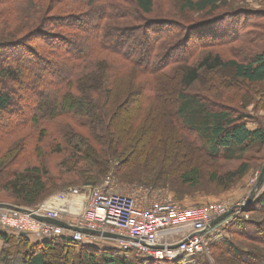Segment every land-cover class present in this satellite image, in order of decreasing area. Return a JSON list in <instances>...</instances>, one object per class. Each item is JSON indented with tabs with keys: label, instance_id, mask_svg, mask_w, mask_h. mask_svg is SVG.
Here are the masks:
<instances>
[{
	"label": "trees",
	"instance_id": "trees-1",
	"mask_svg": "<svg viewBox=\"0 0 264 264\" xmlns=\"http://www.w3.org/2000/svg\"><path fill=\"white\" fill-rule=\"evenodd\" d=\"M170 1L174 19L208 15L191 26L225 21L233 30L179 55L186 31L169 18L150 20L155 0H0V50L16 54L0 66V193L14 206L34 209L77 182L98 187L113 169L124 181L137 169L156 170L146 186L176 194L201 185L221 194L262 170L264 128L252 114L264 113V10ZM157 22L176 28L153 29ZM226 31L232 36L224 39ZM164 79L175 80L170 102ZM32 84H42V96ZM137 91L141 105L130 112ZM124 113L129 120L119 118ZM52 156L62 159L51 164ZM225 163L235 165L222 169ZM244 212L248 219L233 220L211 243L214 264H264V183ZM0 241V264H48L54 254L59 264H182L137 259L113 239L0 231ZM204 257L197 264H207Z\"/></svg>",
	"mask_w": 264,
	"mask_h": 264
},
{
	"label": "built area",
	"instance_id": "built-area-1",
	"mask_svg": "<svg viewBox=\"0 0 264 264\" xmlns=\"http://www.w3.org/2000/svg\"><path fill=\"white\" fill-rule=\"evenodd\" d=\"M107 185L105 181L101 187H90L87 202L72 226L118 235L120 238L113 240L121 249L145 261L181 260L182 264H197L198 258L208 254L211 243L229 223L241 217L248 219L244 211L249 199L237 204L220 201L183 207L170 201L146 202L131 195L112 193ZM231 209L228 217L211 226ZM30 211L55 220L59 216L57 211L43 207ZM32 214L0 208V231L29 234L39 239L70 234L76 242L109 239L41 222Z\"/></svg>",
	"mask_w": 264,
	"mask_h": 264
},
{
	"label": "rangeland",
	"instance_id": "rangeland-1",
	"mask_svg": "<svg viewBox=\"0 0 264 264\" xmlns=\"http://www.w3.org/2000/svg\"><path fill=\"white\" fill-rule=\"evenodd\" d=\"M225 1H227V2H233L234 1L233 3H235L237 6H244V7L250 8L252 10H261V11L264 10V0H243V1L242 0H225ZM59 2H61V1H58L57 3H59ZM27 3H28V1H27ZM29 4H26L25 2H23L20 5H21V7L25 8L26 5H29ZM172 4H175V2H171L170 0H155L153 12L150 15H148L147 17H149V19L152 21H162L164 19L169 18L171 20L170 22H172L176 25H180L182 27V35L183 36H185V31H186L187 41H186V43H184L185 45L183 44V46H180V48H178V54L179 55H180V53H182L184 47H186V50H190V49H192L193 46L199 47V45L211 42L214 39L216 40L217 38H213V40H211L210 38L208 39V37L209 36L211 37V35H213V37H216V35H214L215 33L217 34V37H219L220 35L218 32H220L221 29H222V31H224V28H228V27H226V26H228V24L225 21L224 22H218V21L211 22L209 25L207 23L201 24V25L199 24L197 26L192 27L191 25H195L199 22L207 20L208 15H202V17H201V16H198L197 14H194V15L188 14L189 16L191 15L190 18H194V21L182 22L178 19H174L173 17H171L172 16V8H173ZM2 9L5 10L6 6L5 7L0 6V11H2ZM53 15H58V12L56 11V12H52V13L48 14V16H53ZM173 15H176V9H174ZM185 16H186V18L189 17L187 15H185ZM169 24H171V23H169ZM169 24L166 25V24H163V22L162 23L157 22L156 24L151 25V26L153 27V29H157V30L158 29L166 30L169 28V29L174 31V28H176V27H174L173 25L170 26ZM237 24L240 25V22H238ZM5 27L6 26L1 27L0 31H5V29H6ZM196 27H199V28L197 30H195L194 28H196ZM183 28L185 30H183ZM228 29L233 30V28H231V27ZM202 30H204V32H202ZM45 32H48V33L54 32L55 33V32H57V30H55L51 26H47L45 29ZM226 32L228 33V35H226L224 37V39L232 36V34H229V32H231V31H226ZM148 35L151 36L150 32H148ZM137 36H139L138 33H137ZM124 37H125V39H127L126 36H124ZM179 38L181 39L180 35H179ZM205 48L207 49V47H205ZM186 50L183 51V53H185ZM15 55L16 54H14L13 49L8 50V48H5V50H3V51L0 50V66L1 65L7 66L8 65V57L7 56H9V57L13 56L14 57ZM170 68L172 69L173 67H170ZM167 73H169L171 75L169 70ZM220 74L227 80L230 79L232 76V72H230V71H224V72H221ZM176 80H177V78H176ZM167 81H170V80L164 79V82H167ZM202 83L205 84L204 81ZM41 86H42V84H40L39 86L37 84H32L30 87V90H33L34 91L33 94H36V96H38V97L42 96V93L37 92V90L39 88H41ZM167 89H168V91L166 94H164L163 98L165 101L170 102L172 100V97L169 95V92H170V90L175 89V80L170 81L169 86H167ZM195 89L200 90V91L202 90L198 85L195 87ZM33 91H30V93ZM140 94L141 93L137 91L136 95H134V97L132 98V105H130V109L128 111L132 112L134 109H136L137 107H139L141 105L142 99L140 98ZM252 115L255 116V118H258L260 125H262L264 128V113L253 112ZM119 118H123L125 121L129 120L128 113H124V114L120 115ZM155 125L158 126L157 124H155ZM249 127L255 128L256 124L251 123L249 125ZM61 159H62L61 157L52 156L51 158H48V161H50L51 164H53L55 162L56 163L59 162ZM234 165L235 164L225 163V164H222L220 167H222V169H226V168L228 169V168L234 167ZM113 170L114 171L111 174H109L98 187H101L102 185L105 184V181H107L108 182L107 187L109 188V190H111L112 193L131 195L138 200H144L146 202L170 201V202H173V203H175L179 206H183V207H191L193 205L205 204L208 202L217 203L220 201H228L231 204H237V203H241L245 200H248L249 196L251 195V193L253 192V190L255 188V185L257 184L258 177H259L260 172H261V170L251 172L244 179H242L235 186H233L230 190H228L224 193H221V194L214 193L212 190H210L211 188L208 185H201V187H199L198 189H193V190H189L188 192L185 191L184 193L176 194L175 192H172V191L168 190L167 188L150 189L146 186L148 179L153 178L155 176L156 172L158 173V171H156V170H153V172L148 173L143 169H137L135 171L136 175H133V177H130V179H127L126 181L121 180V178L118 177L119 175H115V169H113ZM154 171H156V172H154ZM74 183H76V182H74ZM263 183H264V181H263ZM88 187H90V186L82 185L79 182H77L75 185H71L62 191H58V192L48 196L45 200H43V202L38 207H36L34 209H38V208H42V207L44 209H47L48 205L50 206L51 204H53V205L57 204L65 211H68V212L74 211V210H76V208L78 209V204H77V207H75V205L72 203L73 200L75 203V200L81 196V194H82L81 192ZM257 190H255L253 192V194ZM178 196H183V197L178 198ZM0 204H7V205L14 206L15 201L13 199H11V196L9 194L0 193ZM26 209H29V208H26ZM60 214L61 213L58 212V215H60ZM58 219H60L59 216H58ZM4 249H5V244L2 241H0V253ZM57 258L58 257L55 254L53 256L45 257L48 264H57L58 263ZM203 261H206L207 264H214L211 256L209 255V252H208V254L205 255Z\"/></svg>",
	"mask_w": 264,
	"mask_h": 264
},
{
	"label": "water",
	"instance_id": "water-1",
	"mask_svg": "<svg viewBox=\"0 0 264 264\" xmlns=\"http://www.w3.org/2000/svg\"><path fill=\"white\" fill-rule=\"evenodd\" d=\"M263 181H264V165H263V168H262V170L260 172L257 184L255 185V188H254L253 192L255 190H257L262 185ZM253 192L249 196V199L252 196ZM0 208L10 209V210H17V211H20V212H23V213L32 214L30 209L20 208V207H16V206H12V205H7V204H0ZM231 213H232V209L229 210L224 216H222L219 219H217L216 221H214L211 224V226L216 225L217 223H219L220 221H222L223 219L228 217ZM32 216L35 219H37V220H39L41 222L54 224V225L60 226V227H62L64 229L71 230V231H79V232H81L83 234H97V235H102L103 237L109 238V239H119L120 238L118 235H114V234H109V233L100 234V233L95 232V231H90V230H87V229H81V228H78V227H75V226H72V225H68L67 223H64V222H62L60 220L50 219L48 217L39 216V215H35V214H32ZM22 234H24V233H22Z\"/></svg>",
	"mask_w": 264,
	"mask_h": 264
},
{
	"label": "crops",
	"instance_id": "crops-1",
	"mask_svg": "<svg viewBox=\"0 0 264 264\" xmlns=\"http://www.w3.org/2000/svg\"><path fill=\"white\" fill-rule=\"evenodd\" d=\"M81 193H82L81 196L75 200V203H74V200L72 202L75 205V207H77V204H78V209L76 208V210H74V211H70V212L65 211L57 204H55V205L51 204L50 206L48 205L47 209L49 211L60 212L61 213L59 215L60 219H58V220H60L64 223H67L68 225H73L76 222L79 213L83 210V208L87 202V199H88L89 193H90V187L84 189Z\"/></svg>",
	"mask_w": 264,
	"mask_h": 264
}]
</instances>
